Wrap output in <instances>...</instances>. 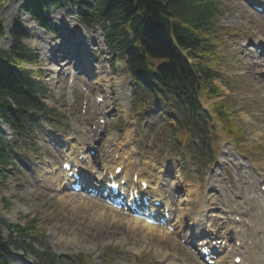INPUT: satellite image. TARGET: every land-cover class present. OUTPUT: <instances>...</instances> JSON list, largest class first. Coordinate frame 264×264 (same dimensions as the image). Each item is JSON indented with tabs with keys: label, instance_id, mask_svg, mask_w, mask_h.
<instances>
[{
	"label": "rangeland",
	"instance_id": "obj_1",
	"mask_svg": "<svg viewBox=\"0 0 264 264\" xmlns=\"http://www.w3.org/2000/svg\"><path fill=\"white\" fill-rule=\"evenodd\" d=\"M215 1L220 11V41L217 47L225 65L221 70L222 78L217 83L223 94L229 97L235 119L244 133L240 144L243 150L239 151L231 142L224 140L221 152L216 157L218 162L213 167L204 166L203 162L197 164L193 160L195 157L190 155L186 142L174 145L169 137L171 131L158 115L142 119L133 112L132 82L128 70L122 61L114 59L105 46L99 26L94 29L83 28L73 18L70 6L59 9L50 5L44 13L55 27L56 34L55 29L54 33L46 29L44 32H36L41 29H30L27 26L22 12L24 0H8L4 4L0 14L4 31L0 37L1 45L6 49L13 45L14 38L10 31L15 22L29 31V38L24 43L35 52L37 62L35 65H25L33 70H41L39 79L51 91L47 103L50 108L58 109L61 113V117L55 122L43 125L45 138L60 142L74 141L77 145L85 142L89 145L88 148L92 145L100 147V154L93 159L95 166L104 158L117 160L118 156L114 157V152L120 154L126 151L125 147L120 146L125 138L141 163L150 162L157 169L159 164L166 161L170 171L167 170L169 178L164 192L173 201L176 218V231L156 225L149 230L134 223L135 217L123 211L117 212L95 197L73 193L67 187L58 191L52 185L56 182V178L52 176H48L46 182L36 181L33 173L42 174L44 167L51 165L52 159L60 162L56 157L61 149L59 145L53 147L40 136L37 151L29 143L22 144L18 155L21 161L9 166L8 171L4 170L3 174L0 172V226L4 237L9 236L6 225L25 224L34 218L42 240L40 243L39 239L36 248L47 249L63 259L83 253L94 257L91 264H103L99 255L103 249L111 248L117 249V254H120L116 256L117 264H134L136 261L137 264H169L175 260L182 261L183 264H202L198 256L181 242L177 231H190L187 216L192 217L202 211L203 196L212 195L216 191H206L211 190L210 182L216 181L215 174L212 175L215 170L221 173L220 177L224 179L222 184L229 190L228 193L221 191L224 193L225 204L228 203L227 199L230 201V195L235 201L244 195L240 186L242 183L236 181L238 175L235 163L246 164V168L254 173L258 190L259 183L264 185V18L251 5V2L264 4V0ZM65 15L70 21H63ZM245 43L248 45L245 46ZM256 46L263 50L262 55L258 53L257 58L252 53ZM63 49L71 52V60L81 61L80 65L86 72L87 60H91V78L81 73L74 75L75 78L71 80L64 77L63 71L74 70L71 68L72 64L67 63L65 57L53 60L50 55ZM60 55L62 56L58 54ZM48 56L52 59L49 60ZM77 81L82 82L87 91H82L76 85ZM98 95L103 99L100 104L95 101ZM208 104L209 102H202L204 108ZM2 130L7 140L14 139L13 132L4 127ZM161 133L164 145L161 143ZM116 144L120 147H115ZM168 146L172 150L171 155L167 154ZM111 149L115 150L111 152ZM115 160L113 164L117 163ZM242 177H239L241 182ZM248 180L251 181V177ZM226 182L229 183L225 185ZM56 185L60 186V181ZM213 188L218 190L216 186ZM213 199L212 203L216 204L212 208L214 213L220 217L225 216L226 212L220 213L217 209L225 205L222 198L214 194ZM258 201L263 203L264 198L260 196ZM246 211L249 212V208ZM205 213L204 211L201 215ZM252 213L258 219L264 217L262 207L260 210L254 207ZM229 215L236 216L232 213ZM226 223L233 225V220L228 219ZM196 225H201V222H195L194 226ZM261 229L259 235L264 234L263 225ZM112 250L108 252L113 253ZM229 262L231 258L227 260V264ZM9 264L40 263L29 253L13 249Z\"/></svg>",
	"mask_w": 264,
	"mask_h": 264
},
{
	"label": "trees",
	"instance_id": "obj_2",
	"mask_svg": "<svg viewBox=\"0 0 264 264\" xmlns=\"http://www.w3.org/2000/svg\"><path fill=\"white\" fill-rule=\"evenodd\" d=\"M63 3L76 5L78 17L86 26L102 25L107 45L117 58L125 60L135 85L141 89L139 97L161 100L177 112L172 124L174 135L191 133L201 146L213 135L239 142L243 130L235 121L228 98L212 103L211 113L202 112L200 106L202 99L223 95L215 83L220 63L214 33L218 28L217 11L212 1L25 0L23 8L46 25L43 8L47 4L63 7ZM13 35L12 52L0 46V118L17 129L29 115L49 114V110L41 97L46 89L21 66V59L30 56L21 44L27 33L18 26ZM189 58L198 62L191 63ZM2 144L0 137V151ZM6 159L0 154L1 162H8ZM30 225L17 231L22 239L36 240L35 224ZM8 244L28 247L26 242L4 240L0 232V257L6 255ZM33 249L32 246L31 251L37 254ZM45 257L44 264L61 262L50 252ZM83 260L91 261L86 255L71 256L63 264H82Z\"/></svg>",
	"mask_w": 264,
	"mask_h": 264
},
{
	"label": "bare ground",
	"instance_id": "obj_3",
	"mask_svg": "<svg viewBox=\"0 0 264 264\" xmlns=\"http://www.w3.org/2000/svg\"><path fill=\"white\" fill-rule=\"evenodd\" d=\"M65 17H68V16H64L63 17V21L64 20H66V21H68V19L69 18H65ZM65 18V19H64ZM74 19H75V21H77V19L75 18V17H73ZM25 19H26V23H27V26H28V28H30V29H34L35 27L37 28V29H41V28H39L36 24H35V22L30 18V16L29 15H25ZM69 21H70V19H69ZM31 22H33V24L35 25V26H33V24L31 23ZM78 22V21H77ZM78 24H79V26H81V27H83L79 22H78ZM35 28V29H36ZM84 28V27H83ZM36 31V30H35ZM36 32H44V30H38V31H36ZM59 52H61L60 54H62V56H65V58L66 59H69V56H70V52H66V54H64V52L63 51H59ZM59 52H57V54H56V51H55V55H58L59 54ZM252 53L255 55V57L257 58L258 57V53L256 52V51H252ZM54 54H51V56L53 57L54 56ZM262 55V52H261V54H260V56ZM61 56V55H60ZM54 58V57H53ZM91 63V62H90ZM258 63L260 64V62L258 61ZM254 65L256 66L257 64H255L254 63ZM115 141V140H114ZM82 154H84V153H82ZM128 154H130V157L128 156ZM120 156H121V159L119 160V161H117V165L116 166H125L126 167V173H128V171H130V173H131V168L130 167H128L127 166V164H126V162L124 161V158L125 157H129L128 158V160H130V158L132 157V152H131V150H128V148H126V151L124 152V153H121V154H119ZM84 157H86L87 159H89V157L90 156H88V155H84ZM114 161V159L112 160V162ZM111 164V163H110ZM147 164L145 163V166H146ZM115 166V167H116ZM235 166H236V170H237V172H239L240 174H239V176L240 177H242V175H243V177H242V182H244V189H242V192H243V200H244V202L245 203H247L248 205H250V206H252L253 205V203H255L256 202V200L254 199V193H257L258 191H256V181H255V177H254V175H253V173L249 170V169H247L246 168V166H244V165H242V164H240V163H235ZM114 167V168H115ZM128 167V168H127ZM114 168H113V170H114ZM146 168V167H145ZM112 170V171H113ZM82 174H83V172H82ZM148 175H146L148 178H150V176H149V174H150V171H148V173H147ZM79 175H80V173H79ZM125 175H127V174H125ZM215 176H218V177H220L221 176V173H217ZM251 177V181H249L248 179ZM101 181V180H100ZM99 181V182H100ZM68 182H71V179H69L68 180ZM218 183H221L222 184V182H223V178H219V180L217 181ZM227 183H225V185H226ZM251 184H252V186H251ZM211 185L213 186V183H211ZM223 185V188H222V191L224 192V193H228V191L226 190V189H224V184H222ZM263 185V183H259V187L261 188V186ZM226 188V187H225ZM213 189V188H212ZM260 190V189H259ZM214 194L215 195H217V197H218V195H219V197H221L222 198V200H223V202H224V204H225V201H224V199H223V197L220 195V191H214V193L212 194V195H209V194H206V195H204L203 196V206L205 207L204 209H203V211H200V212H198L197 213V215H193L191 218H190V224L192 225V229L193 228H196V227H199L200 225H196V226H194V223L195 222H201V224H202V218H206V219H204V220H206L205 222H204V226L202 227V226H200L202 229L200 230V232H198V231H195V233H197L196 234V236L197 235H199V234H205V236H203L204 237V241H203V243H202V245H205V243L207 244V239L208 238H212L213 236H216V238L217 239H219V238H221L222 236H228V237H231V236H233V237H235L236 238V240H238V238H240V237H244V232L242 233H240V232H237V228H239V224H238V222H236V221H233V225H235L236 227V230L234 231V229L232 230V226L233 225H228L227 223H226V221L228 220V215H229V213H232L233 215H239V213L238 214H236L234 211L235 210H233V209H231V206H229V205H232V203H235V201H233L232 200V198H231V196H230V201H228V199H227V204H225L224 206H226L227 207V209H228V207H229V211H227L226 210V208L224 207V206H219V207H217V209L220 211V213H224V212H226V213H224L225 214V216H223V217H220V216H217V218L216 217H214L213 216V214H214V210L212 209L213 208V206H216V204L215 203H212L213 202V197H214ZM259 194L261 195V197H263L264 198V192H262V191H259ZM251 196V197H250ZM251 198V199H250ZM250 199V201H247V200H249ZM217 200V199H216ZM231 202V203H230ZM211 204H212V206H211ZM207 208H208V211H207ZM206 212L204 215H201V213L202 212ZM248 211H246V210H244L243 211V213L246 215H251V217H253L255 220H254V222L256 223V225H257V227L259 226V222H258V218H256V216H254L252 213H247ZM219 213V214H220ZM218 214V215H219ZM208 217H210V218H208ZM243 217V216H242ZM264 218V217H263ZM134 223H136V224H141L143 227H146L147 229H149V230H152L153 229V225H151V224H149V223H145V222H143L141 219H138V218H134ZM206 223H211V225H210V228H209V230L208 231H205V227H206ZM219 230H225V232L223 233V235L221 236L220 235V231ZM257 230H260L259 229V227H258V229H256V230H254L253 228H252V235L253 236H256L257 235ZM244 231H245V229H244ZM260 238H263V237H260ZM259 245L261 246V248L259 249V247L257 246V248H258V257L256 258L255 257V254L254 253H252V252H250L249 250H247L248 252H250V254H248L247 256H245V254H244V252L242 253V255H243V257L246 259V257L248 258L247 260L249 261V264H264V238H263V240L262 241H260L259 240ZM239 254H241V253H239V250L237 251V254L235 255V257L236 256H240ZM233 259H234V257H233ZM221 263V262H220ZM234 263V262H233ZM169 264H183L182 263V261H177V260H175V261H170V263ZM185 264V263H184Z\"/></svg>",
	"mask_w": 264,
	"mask_h": 264
}]
</instances>
